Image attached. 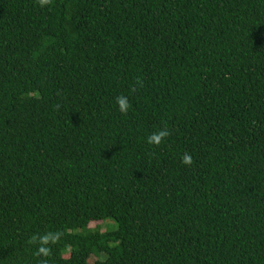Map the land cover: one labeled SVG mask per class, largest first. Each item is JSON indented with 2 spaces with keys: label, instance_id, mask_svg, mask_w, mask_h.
I'll list each match as a JSON object with an SVG mask.
<instances>
[{
  "label": "trees",
  "instance_id": "obj_1",
  "mask_svg": "<svg viewBox=\"0 0 264 264\" xmlns=\"http://www.w3.org/2000/svg\"><path fill=\"white\" fill-rule=\"evenodd\" d=\"M0 264H264V0H0Z\"/></svg>",
  "mask_w": 264,
  "mask_h": 264
},
{
  "label": "clouds",
  "instance_id": "obj_2",
  "mask_svg": "<svg viewBox=\"0 0 264 264\" xmlns=\"http://www.w3.org/2000/svg\"><path fill=\"white\" fill-rule=\"evenodd\" d=\"M45 2H47V0H45ZM117 104L119 106V110L121 113H127L129 107H130V104H129V101H128V98L127 97H124V96H120L117 98ZM168 135L167 132H164V131H161L159 133H154L152 136H150L148 138V142L150 144L152 143H155V144H159L161 142V140L166 137ZM182 162L186 165H191L193 163L192 161V157L190 155H185L183 156L182 158ZM41 252H45L46 250L41 248L40 249Z\"/></svg>",
  "mask_w": 264,
  "mask_h": 264
},
{
  "label": "rangeland",
  "instance_id": "obj_3",
  "mask_svg": "<svg viewBox=\"0 0 264 264\" xmlns=\"http://www.w3.org/2000/svg\"><path fill=\"white\" fill-rule=\"evenodd\" d=\"M108 222V224L110 225V227H111V229H115V224L113 223V221H111V220H108L107 221ZM90 227L91 228H99V231H101V230H105V229H107L108 227L107 226H105L104 224H102V223H92L91 225H90Z\"/></svg>",
  "mask_w": 264,
  "mask_h": 264
}]
</instances>
